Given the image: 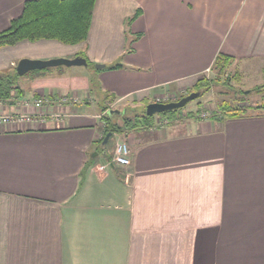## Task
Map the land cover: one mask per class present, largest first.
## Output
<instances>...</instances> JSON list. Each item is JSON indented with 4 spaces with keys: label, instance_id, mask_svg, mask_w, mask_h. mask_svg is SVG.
<instances>
[{
    "label": "crops",
    "instance_id": "obj_1",
    "mask_svg": "<svg viewBox=\"0 0 264 264\" xmlns=\"http://www.w3.org/2000/svg\"><path fill=\"white\" fill-rule=\"evenodd\" d=\"M25 1L0 0V31ZM219 54L233 57L228 69L264 76V0H96L82 43L0 47V71L25 57L92 63L53 73L69 83L22 82L23 95L0 114L40 113L21 102L41 96H98L93 79L101 95L116 96L112 105L155 102L168 89L191 92L201 77L211 80ZM249 107L240 117L109 132L107 141L106 120L91 106L53 102L50 113L65 112L60 122L0 125V264H264V108ZM117 108L106 112L127 114ZM123 141L129 165L115 161Z\"/></svg>",
    "mask_w": 264,
    "mask_h": 264
},
{
    "label": "trees",
    "instance_id": "obj_2",
    "mask_svg": "<svg viewBox=\"0 0 264 264\" xmlns=\"http://www.w3.org/2000/svg\"><path fill=\"white\" fill-rule=\"evenodd\" d=\"M95 2L96 0H26L22 13L11 21L9 27L0 31V47L12 46L23 40L37 41L41 39H55L67 44L82 43L89 34ZM140 14L141 10H137L129 18L128 24L133 23ZM138 37L140 36L135 37L132 42ZM83 55L86 56L85 53ZM232 60L233 57L230 55L219 54L213 68L220 74L226 73ZM93 65L95 66V64ZM122 66L123 64L121 63H115L110 67L119 68ZM19 76L16 68L0 71V100L13 103L15 96L17 97L16 101L23 95L24 90L19 84ZM225 81L226 84H229L228 78ZM211 85L212 79L205 77L198 81L191 92H198L200 96L208 92L211 89ZM92 89L96 91L99 99H101L102 103H99L103 106L102 110L106 111L108 106L105 102H114L116 96L109 92L101 95L102 90L95 79L92 80ZM14 92H17V94L15 95ZM148 103L147 101L141 112L135 113L133 116L122 117V122L117 121L111 115L105 116L106 134L109 132L112 134L124 132L125 130H140L152 126L156 114H147L146 107ZM256 108L263 109L264 103L257 105ZM249 109V106H234L231 102L222 100L216 109L217 112H213L211 117L216 119L240 117L249 114ZM181 112V109H173L159 115L174 120ZM187 114L188 116L195 115L192 111ZM104 139L105 137H103Z\"/></svg>",
    "mask_w": 264,
    "mask_h": 264
},
{
    "label": "rangeland",
    "instance_id": "obj_3",
    "mask_svg": "<svg viewBox=\"0 0 264 264\" xmlns=\"http://www.w3.org/2000/svg\"><path fill=\"white\" fill-rule=\"evenodd\" d=\"M86 65L84 66H66V65H59V66H52V67H47L45 69H40V70H45L49 73H51L50 75L48 74V77H41V78H37L39 76H35L32 75L34 74V70L29 71L27 73H25L24 75H20L19 76V84H21L23 82V85H29L34 84V83H41L42 81L47 82V83H51L53 81L58 82L60 84H64V82L69 83L71 81V79L69 78V76H63V75H56L53 74L55 73L57 70L63 69V70H72L74 68H80V69H85ZM96 66V64H95ZM89 68V66L87 67V69ZM260 69L256 68L253 69L251 71H248L247 69L242 72L237 70L236 68L232 67L231 69H227V74L223 73L220 74L218 72H211L209 73V77L212 78V85H211V89L200 95L199 97L190 100L184 107L182 108H178L181 109V114L175 118L174 120L177 119V121H181L185 118H188V112L192 111L195 115H192V117H197V118H211L213 112L216 111V109L219 107L220 102L222 100H227L229 102H231L234 106H253L256 107L257 105H261L262 103H264V90H260V91H255V89H253L256 85H263L264 84V76H262V72L259 71ZM36 71V70H35ZM36 72H40L39 70ZM235 72H242V73H238V75H234ZM260 74V75H259ZM65 75V74H64ZM262 76V77H261ZM207 76H203L201 77V79H204ZM229 79V84H226L225 80ZM42 82V83H43ZM23 88V87H22ZM251 89L253 90L252 93L250 95H246L244 93H242L241 91L243 90H248ZM190 91L188 90H182L180 88H171L166 90L165 92H163V95H159L162 98V100L165 99V101H171V100H178L180 97H182L183 95H186V93H189ZM247 96V97H245ZM59 97V96H58ZM70 98H72L71 100H69V102L67 103V105L70 107H77V106H91L92 110L97 111L99 114V118L100 119H104L105 116L109 115L106 111L103 112L102 108V104H100L99 102H101V99H99V97L97 95L93 93H91V95L87 96V97H81V96H74L69 95ZM97 98V99H96ZM242 98H244V100L247 101L246 103H239L240 100H242ZM20 98H18L17 100H19ZM74 99H76V102H74ZM168 99V100H167ZM16 100V101H17ZM28 100V99H25ZM102 103V102H101ZM113 103V102H112ZM111 102H105V104L108 106L109 108H117L119 110H123L126 109L127 111V116H133L135 113H139L144 109L145 106V101L142 100H138V99H130L128 101H126L125 103H116L114 105H112ZM65 105V104H63ZM112 105V106H110ZM107 108V107H106ZM71 110V109H70ZM70 110H68L70 112ZM103 112V113H102ZM217 112V111H216ZM125 115L123 114H118L117 116H112L114 119H116L119 122H122V117H124ZM191 116V115H190ZM106 120V118H105ZM127 131V130H126ZM130 131V130H129ZM124 133V132H122Z\"/></svg>",
    "mask_w": 264,
    "mask_h": 264
},
{
    "label": "built area",
    "instance_id": "obj_4",
    "mask_svg": "<svg viewBox=\"0 0 264 264\" xmlns=\"http://www.w3.org/2000/svg\"><path fill=\"white\" fill-rule=\"evenodd\" d=\"M163 97L159 96L157 97V102H169L162 100ZM72 98L69 97V95H60L56 99H51L49 97H38L33 100V102H30V100H24L22 103V106L24 108H28L29 106L35 107V108H41L40 113L35 112H29L26 110H20L13 113H4L0 114V125L3 124H22V123H36V122H44L47 117H51L54 121H62L65 117V112L63 111H57V112H49L50 105L55 102L59 106H68L67 103ZM168 100V99H167ZM174 101V100H171ZM176 101V100H175ZM74 102H76V99H74ZM4 102L0 100V105ZM65 104V105H63ZM72 105V104H70ZM69 105V106H70ZM72 107V106H71ZM170 123V120L168 118L162 117L161 115H156L154 124L150 126L151 128H158V127H164L167 126ZM115 161L124 165H129L131 163V148L129 143L123 141L116 144L115 148Z\"/></svg>",
    "mask_w": 264,
    "mask_h": 264
},
{
    "label": "water",
    "instance_id": "obj_5",
    "mask_svg": "<svg viewBox=\"0 0 264 264\" xmlns=\"http://www.w3.org/2000/svg\"><path fill=\"white\" fill-rule=\"evenodd\" d=\"M88 60L83 56H75L73 58L68 57H55L50 59H32V58H22L19 60L16 66L17 73L19 75H24L25 73L32 70H40L47 67L66 65V66H77V65H87ZM103 64H96L97 67H101ZM199 96L198 92H191L177 101L170 102H150L147 104L146 112L148 115H154L158 113H163L169 110L178 109L184 107L190 100L195 99ZM111 133H108L105 141L110 137Z\"/></svg>",
    "mask_w": 264,
    "mask_h": 264
}]
</instances>
